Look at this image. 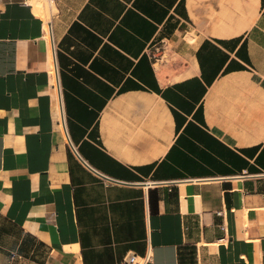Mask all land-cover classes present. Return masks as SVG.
I'll return each instance as SVG.
<instances>
[{"label": "crops", "instance_id": "crops-1", "mask_svg": "<svg viewBox=\"0 0 264 264\" xmlns=\"http://www.w3.org/2000/svg\"><path fill=\"white\" fill-rule=\"evenodd\" d=\"M48 3L0 0V264H264V0Z\"/></svg>", "mask_w": 264, "mask_h": 264}, {"label": "built area", "instance_id": "built-area-1", "mask_svg": "<svg viewBox=\"0 0 264 264\" xmlns=\"http://www.w3.org/2000/svg\"><path fill=\"white\" fill-rule=\"evenodd\" d=\"M49 1V0H46ZM49 25V24H48ZM49 30H50V25H49ZM50 34V39H51V31L49 32ZM51 45H52V51L54 50L55 52V45H54V41L53 39L51 40ZM55 82H54V87L57 88V90L60 89V85H59V80H58V72L55 69ZM57 73V75H56ZM59 105H60V101H59ZM222 228H224V224H221ZM153 260V255L151 252H146L143 255H139L135 252H128L125 257H124V263L125 264H150Z\"/></svg>", "mask_w": 264, "mask_h": 264}, {"label": "bare ground", "instance_id": "bare-ground-1", "mask_svg": "<svg viewBox=\"0 0 264 264\" xmlns=\"http://www.w3.org/2000/svg\"><path fill=\"white\" fill-rule=\"evenodd\" d=\"M46 7H49V3H46ZM49 32H50V30H49V26H48V31H47V33H48V38H49ZM55 79V78H54ZM60 106V105H59ZM60 113H61V111H60Z\"/></svg>", "mask_w": 264, "mask_h": 264}, {"label": "rangeland", "instance_id": "rangeland-1", "mask_svg": "<svg viewBox=\"0 0 264 264\" xmlns=\"http://www.w3.org/2000/svg\"><path fill=\"white\" fill-rule=\"evenodd\" d=\"M40 4L48 3V1L39 0Z\"/></svg>", "mask_w": 264, "mask_h": 264}]
</instances>
